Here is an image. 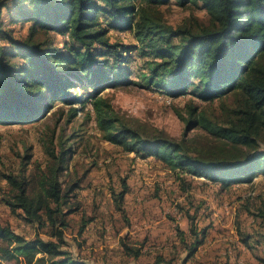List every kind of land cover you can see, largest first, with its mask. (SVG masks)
I'll return each instance as SVG.
<instances>
[{"label":"trees","instance_id":"trees-1","mask_svg":"<svg viewBox=\"0 0 264 264\" xmlns=\"http://www.w3.org/2000/svg\"><path fill=\"white\" fill-rule=\"evenodd\" d=\"M171 1L0 0V16L7 10L12 21L32 24L31 35L25 39L1 31L9 47L0 44V122L33 123L52 110L53 102L61 100L70 106L68 124L89 100L102 139L125 153L154 157L173 171L223 185L253 182L260 171L264 173V0H175L183 8L202 3L208 22H197L198 28L169 25L161 8ZM101 14L106 23L101 22ZM111 30L131 32L143 54L149 56L146 72L140 77L147 86L172 98L186 95L190 88L201 101L229 97L219 120L198 113L196 106H189L186 115L180 114L189 130L197 126L206 129L213 144L177 141L163 132L134 127L119 116L109 97L100 95L107 84L117 86L120 78H129L122 67L126 51L111 43ZM39 33H58L70 42L64 47L56 46L52 39L37 42L34 36ZM96 45L103 49L96 51ZM111 51L113 65L108 58ZM86 82L95 94L84 98L77 87L85 90ZM66 145L55 132L46 134L44 166L36 162L29 173L33 155L26 154L20 157L18 171L0 174L9 187L3 202L37 228L35 239L28 240L0 222V264H91L65 249L67 217L75 211L71 199L81 186L80 180H62L68 170L67 159L73 154ZM129 189L123 178L121 191H113L117 209L123 212ZM260 217L264 219V211ZM189 218L190 235L195 238L192 243L187 242L186 232L176 227L187 249L181 264L194 258L202 244L195 217ZM88 222L82 224L80 235ZM42 230H48V239L42 237ZM201 235L205 238L206 231ZM248 239L254 245L253 237ZM120 244L126 256H141V248L124 239ZM173 262L158 255L154 264Z\"/></svg>","mask_w":264,"mask_h":264},{"label":"rangeland","instance_id":"rangeland-1","mask_svg":"<svg viewBox=\"0 0 264 264\" xmlns=\"http://www.w3.org/2000/svg\"><path fill=\"white\" fill-rule=\"evenodd\" d=\"M161 10L167 23L174 27L194 25L198 28L197 22H208V14L201 2L183 8L172 0ZM100 20L106 23V16L101 14ZM0 22L3 27L0 28V44L7 48L9 45L1 33L3 29L17 39L31 35V22L12 21L7 10L2 11ZM50 39L58 47L70 42L67 36L58 33L34 36L35 41L42 43ZM110 39L112 44H118L126 51V62L122 67L129 78H120L121 83L117 86L107 84L100 95L112 100L119 116L134 127L151 133L163 132L177 141L190 142L192 139L198 145L213 144L206 129L197 126L189 130L180 114L186 115L189 106H196L198 113L219 120L228 96L209 102L195 97L193 88L179 98L161 93L140 78L146 72L149 56L143 54L134 35L111 30ZM95 49L103 48L96 45ZM113 53L108 52L110 65L114 63ZM112 75L116 77L115 73ZM98 79L92 85L96 86ZM85 84V90L80 85L77 87L84 98L95 94L93 86L89 82ZM52 105V110L33 123L0 122V174L12 169L18 171L20 157L26 154L33 155L29 173L36 162L44 166L47 161L43 146L45 135L55 132L59 139L62 136L66 146L73 151L67 159L68 170L62 180L65 183L81 182L71 199L75 211L67 217L69 226L65 231V249L75 257L84 258L91 264H154L157 256L162 255L166 261L173 259L172 264H181L187 249L177 235L176 227L179 225L187 234V242L192 243L195 238L190 235L192 221L189 216H193L202 244L187 264H264V219L260 217L264 211L262 171L253 182L229 185L173 171L154 157L125 153L102 139L91 101L88 100L68 124L66 115L70 106L61 100ZM81 106L77 104V107ZM123 178L130 188L124 200V212L117 209L113 197V191H121ZM8 189L0 176V222L6 229L22 234L28 240L35 239L37 228L13 214L3 202ZM85 220L89 222L86 231L80 235ZM204 230L205 238L201 235ZM41 235L48 239V230H42ZM248 236L253 237L254 245ZM121 239L141 248V256L138 259L126 256Z\"/></svg>","mask_w":264,"mask_h":264},{"label":"crops","instance_id":"crops-1","mask_svg":"<svg viewBox=\"0 0 264 264\" xmlns=\"http://www.w3.org/2000/svg\"><path fill=\"white\" fill-rule=\"evenodd\" d=\"M86 231V230H85Z\"/></svg>","mask_w":264,"mask_h":264}]
</instances>
